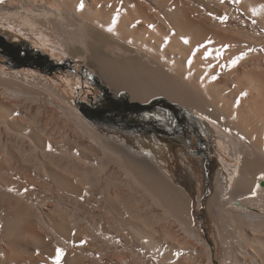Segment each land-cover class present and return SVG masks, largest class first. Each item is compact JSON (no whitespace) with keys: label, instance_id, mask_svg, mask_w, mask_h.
<instances>
[{"label":"bare ground","instance_id":"obj_1","mask_svg":"<svg viewBox=\"0 0 264 264\" xmlns=\"http://www.w3.org/2000/svg\"><path fill=\"white\" fill-rule=\"evenodd\" d=\"M0 25L83 59L115 96L198 113L238 162L228 193L218 168L207 235L185 141L134 150L56 87L0 71V264H264V0H0Z\"/></svg>","mask_w":264,"mask_h":264},{"label":"rangeland","instance_id":"obj_2","mask_svg":"<svg viewBox=\"0 0 264 264\" xmlns=\"http://www.w3.org/2000/svg\"><path fill=\"white\" fill-rule=\"evenodd\" d=\"M26 1L36 2L37 0ZM45 1L49 2V0ZM26 28H31V33L34 35L39 33V29L36 26L28 25ZM49 32V30L44 29L41 33L49 34ZM34 39L24 35L21 36L14 33L11 28H5L0 25V48L1 42H10L19 49L22 55L28 57L27 61L11 62L5 52L0 49V71L22 73V76L25 77L35 76L46 83L47 86L56 87L63 96H66V99L74 103L72 106L78 109L89 122L93 123L100 133L120 140L130 145L134 150L140 152L150 150L158 139L162 143L168 144L175 151L181 147V142L184 143L185 141L188 151L195 157L200 158L203 163L205 195L202 200L203 206L200 217L203 218L204 232L209 235L210 223L205 213L204 204L213 192L215 177L219 172L218 168H221L225 173L226 186L224 187L228 193L231 183L230 171L233 167L232 165L238 163L232 155H229L228 151L225 152L221 147H218L217 138L212 131L211 123L196 112L194 113L168 103L164 105L162 100H154L148 104H136L131 103L126 94L115 96L109 92L107 87L101 85L99 77L92 68L86 65L83 59L77 60L68 54L60 56V53L55 51V48L48 44L43 45L37 38ZM73 82H75V88L71 90L68 84ZM44 89L53 95L47 87H44ZM53 98L61 102L55 96ZM112 102L118 104V108L128 113L130 118L97 121L87 115L86 110L100 107L104 104L110 107ZM126 104H130V112L125 109ZM113 114L111 112L107 116L114 117ZM191 131L195 135H200L205 145L198 144L193 140L191 144L186 141L185 137ZM218 151L220 156L225 157L227 160H224L225 165L222 164L223 160H218ZM260 183L264 185V182L260 181Z\"/></svg>","mask_w":264,"mask_h":264},{"label":"trees","instance_id":"obj_3","mask_svg":"<svg viewBox=\"0 0 264 264\" xmlns=\"http://www.w3.org/2000/svg\"><path fill=\"white\" fill-rule=\"evenodd\" d=\"M0 49L5 52V54L9 57L11 62L19 63V62H23V61L28 60V57H25L24 55H22L21 52L19 51V49H17V47H14V45H12L10 42H4V43L1 42V48ZM118 106H119L118 104L112 102L110 107H107L106 104H104L100 107L90 108V109L86 110V112H87V115L89 117H91L92 119L97 120V121L98 120H106V119H113V120L114 119L115 120L129 119L130 115H128V113H126L124 110L119 109ZM129 106H130V104H126L125 109L130 112L131 109L129 108ZM111 108H112V110H110ZM111 112L114 113L113 114L114 117L107 116ZM122 113H123V115H122Z\"/></svg>","mask_w":264,"mask_h":264}]
</instances>
